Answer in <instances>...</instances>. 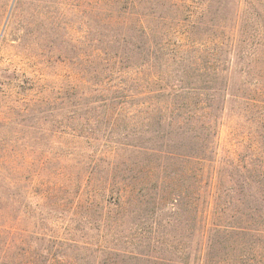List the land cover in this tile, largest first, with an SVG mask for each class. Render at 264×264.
Wrapping results in <instances>:
<instances>
[{"label": "rangeland", "instance_id": "374dc122", "mask_svg": "<svg viewBox=\"0 0 264 264\" xmlns=\"http://www.w3.org/2000/svg\"><path fill=\"white\" fill-rule=\"evenodd\" d=\"M175 3L0 0V264H173L188 257L193 264L196 257L215 264L234 254L218 244L199 251L190 243L196 224L188 126L196 128L195 153L205 164L202 208L212 216L223 210L221 221L234 226L263 222L264 173L257 181L256 166L264 162V47L245 38L235 47L218 43L219 0H183L197 12L187 20L172 18L177 27L165 43L158 39L166 54L152 62L138 51L130 60L142 76L154 71L165 83L186 87L170 98L173 105L200 99L198 105L155 111L98 98L111 93L105 73L102 81L96 74L103 63L97 49L107 44L99 40L118 39L120 27L141 20L128 10L163 13ZM146 19L160 21L157 14ZM256 22H246V30L255 33ZM110 44L115 52H129L123 40ZM243 50L259 56L246 58ZM120 78L132 85L126 75ZM125 142L136 147L128 151ZM115 148L117 157L132 159L126 165L131 171L110 163ZM118 173L134 176L138 200L127 209L115 195L96 194ZM227 228L223 236L237 230ZM152 231L168 244H154ZM70 238L82 242L73 245Z\"/></svg>", "mask_w": 264, "mask_h": 264}, {"label": "trees", "instance_id": "16d2710c", "mask_svg": "<svg viewBox=\"0 0 264 264\" xmlns=\"http://www.w3.org/2000/svg\"><path fill=\"white\" fill-rule=\"evenodd\" d=\"M218 7L219 8L214 13L215 17L219 13V18L217 17L219 23L216 24V26L220 31L221 37L218 43L221 44V46L228 44V46L235 47V43H237L238 40L240 41L245 38L246 41H252V46L254 41L258 47H264V0H219ZM163 10V13H159V11H156L155 9L143 11L137 9L128 10V13L130 14H137L142 21L137 20L135 22L128 23V25L120 27L122 35L118 39V34H114L113 38L109 39L108 42L99 40L100 43L103 44V42H106L107 44L100 45V47L97 49V57L101 58L103 63H100L102 64L101 66L100 64L97 66L96 74L99 75V79L102 81L104 76H102L101 73H105L106 76L104 82L107 84L106 90H108V92L111 91L110 94H107L106 99L103 97H98L100 100H110L118 104H148L150 106H154L156 108L155 111H161V109H173L172 111H178L190 108V105H198L195 103L200 101V99H197L194 104L186 103L173 105L170 98L179 91H183L184 94L186 87L169 85L165 83V79H163L162 75L158 72L156 73L152 71L149 72V75L144 74L142 76V72L136 71V68H140V65L133 61L130 62V60L134 58V53L138 51L139 55L143 54V58L145 60L152 62H157V60H160V58L166 54L164 44L161 41H164L165 43L166 37L172 33L173 29L177 27L171 24L172 18L176 16L180 19L187 20L193 18L197 12L196 9H194V6L184 4L183 0H176V3L172 9L169 10L168 7ZM155 14H157V16L160 18V21L156 22L157 24L149 22L146 19V17L154 16ZM246 22H256L255 27L253 28L255 33H251L246 30ZM225 35L228 43H225L226 39H223ZM122 40L129 46L128 53L127 51H124V53L119 51L115 52L113 49L115 44L113 46L110 44L113 41L118 43ZM243 52L248 54L245 56L246 58L259 56V51L256 50L255 53L252 51L249 52L248 50H243ZM240 55L243 56L242 52H240ZM125 62L126 64L127 62H130V64L124 65ZM250 63L247 61L249 66ZM140 64L141 66H144V68H147L146 63L141 61ZM121 72H125V74L119 75ZM245 72L246 74H249V71ZM123 75L131 78L132 85L128 84L124 86L120 83L123 79L120 78V76ZM255 90L262 91L258 89ZM175 118L180 121L182 115L178 114ZM188 120H190V118H188ZM178 127L181 128L180 126ZM204 127L203 130L206 128ZM208 127L210 126H207V128ZM159 131L154 135V137L159 136ZM185 133L189 135L190 138L191 153L189 154V170L192 173L195 187L192 197V207L194 212L192 214L196 225L195 228L192 229L193 231L190 236V243H194V245L198 247L199 251L211 249L213 245L218 244L221 246V248L228 247L234 252V254L227 257L226 259H224V255L222 257L220 256L219 260L215 264H264V226H255V224L259 225L264 223V214H260V218L263 221L261 223H257V220L255 221V219H252L254 220L253 226H250L249 223L247 224L248 226H244L243 224L234 226L231 224V222L221 221L220 214L223 212V210L218 209L219 212H214L213 216L218 218L219 221H216L213 218V216L209 213V210H205L207 209L206 206L204 207L206 200L203 202L201 200L202 198L204 199L203 191L205 189L204 186H202V183L203 176L205 174V164L202 161L203 159L200 156L201 154L195 153L197 131L194 126H188L185 128ZM125 144L128 145V151H130L129 148L136 147L133 142H125ZM119 152V149H113L112 154L114 155H112V160L110 163L114 165L115 169L119 167H125V170L131 171V169L126 167V165L129 164L130 167V165L133 164L132 159H122L117 157ZM102 159V156H100V160ZM95 160L99 162V158H95L94 161ZM260 163L256 166L260 168V170L256 169L258 173H260L258 174L260 179L257 181H262L261 176L264 173V170H262V167L264 168V162ZM134 184L133 175L126 177L118 173V175H113L111 179L107 181L105 186H99L98 190L96 189V194L100 197L103 196V199H106L107 196L109 197L115 195L116 204L121 208L127 209V207H129L135 200H138L136 199L138 197V193H136V187ZM259 189H261L262 192V194H260V199L264 202V189ZM242 216L244 217V215ZM250 222L252 221L250 220ZM227 227L237 229L233 232L234 235L228 234L223 236L229 232V228ZM48 236L56 243L66 242L63 237H61V239L54 234H48ZM152 236H154L151 238V240H154L152 241L154 244H168L167 240L162 235H160L158 231H152ZM67 242L76 245L82 241L77 238H70L67 239ZM152 242H149L148 245H150ZM179 245L180 241H178V244H176L175 250L178 249ZM140 254L143 256H149V253H146L145 251H141ZM201 254L203 255V251ZM198 260H200V257H196L194 264H200L198 263ZM155 263L162 264L159 262ZM178 263L193 264L192 259L190 260L189 257L186 260L182 259Z\"/></svg>", "mask_w": 264, "mask_h": 264}]
</instances>
